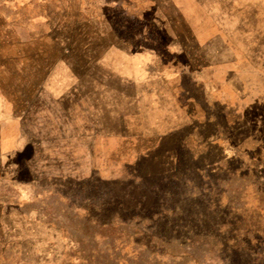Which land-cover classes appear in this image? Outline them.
<instances>
[{
  "label": "rangeland",
  "instance_id": "rangeland-1",
  "mask_svg": "<svg viewBox=\"0 0 264 264\" xmlns=\"http://www.w3.org/2000/svg\"><path fill=\"white\" fill-rule=\"evenodd\" d=\"M191 155L264 264V0H0V264H178L173 217L93 219Z\"/></svg>",
  "mask_w": 264,
  "mask_h": 264
},
{
  "label": "trees",
  "instance_id": "trees-1",
  "mask_svg": "<svg viewBox=\"0 0 264 264\" xmlns=\"http://www.w3.org/2000/svg\"><path fill=\"white\" fill-rule=\"evenodd\" d=\"M148 159L151 162L155 160ZM205 164H200L194 155L185 161L178 156L171 171L162 170L159 174L151 173V169L149 173L141 174L140 178L134 177L130 180L133 183L130 200L122 203L119 190L110 189L108 192V198L113 200L111 208L115 210L112 219L103 222L104 216L111 214L102 211L103 206L93 220L100 227L107 228L116 223L147 225V232L161 242V236L157 235L161 228L159 221L173 217L174 222L169 225H172L177 235L162 239L165 240L166 253L175 261L178 260V264L210 261L212 264H253L246 259L251 255L244 240L248 227L239 222L243 214H239V207L234 203L245 192L247 185L242 191L240 187L229 189L231 178L237 176L230 173L228 178H220L216 170L219 166ZM239 178L248 181V177ZM100 183L115 185L113 182ZM226 195L228 204L223 207L222 200ZM146 250L149 251V248Z\"/></svg>",
  "mask_w": 264,
  "mask_h": 264
}]
</instances>
